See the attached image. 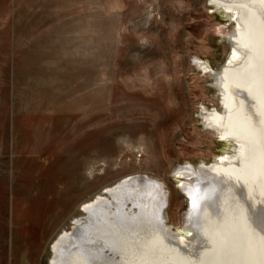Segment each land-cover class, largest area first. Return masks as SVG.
<instances>
[{"label":"rangeland","instance_id":"rangeland-1","mask_svg":"<svg viewBox=\"0 0 264 264\" xmlns=\"http://www.w3.org/2000/svg\"><path fill=\"white\" fill-rule=\"evenodd\" d=\"M6 2L0 13L12 7ZM211 3L48 0L43 8L71 15L72 35L80 27L87 36L86 82L59 92L49 82L42 91L39 76L30 84L12 75L8 38L0 51V264H51L53 242L85 216L83 205L134 175L163 184L168 224L185 229L191 202L177 169L210 164L229 147L200 118L204 107L224 109L214 75L194 58L219 70L237 29L233 12Z\"/></svg>","mask_w":264,"mask_h":264},{"label":"bare ground","instance_id":"bare-ground-1","mask_svg":"<svg viewBox=\"0 0 264 264\" xmlns=\"http://www.w3.org/2000/svg\"><path fill=\"white\" fill-rule=\"evenodd\" d=\"M211 4L232 11L237 29L219 70L194 58L224 106L200 118L229 147L210 164L177 169L191 202L185 229L168 224L159 180L130 176L83 205L85 216L53 242L51 264H264V0ZM231 137L253 144L248 158L227 155Z\"/></svg>","mask_w":264,"mask_h":264},{"label":"crops","instance_id":"crops-1","mask_svg":"<svg viewBox=\"0 0 264 264\" xmlns=\"http://www.w3.org/2000/svg\"><path fill=\"white\" fill-rule=\"evenodd\" d=\"M47 1L6 2L12 7L0 13V38L6 41L0 51L7 46L9 38V48L5 50L13 54L12 75L17 79L26 77L24 83L30 84L36 83L33 78L39 76L42 91L49 82L59 92L65 83L86 82L87 36H81L80 27L72 35L71 15L66 19L64 12L53 11L54 2L43 8ZM46 115L49 114L46 112Z\"/></svg>","mask_w":264,"mask_h":264},{"label":"water","instance_id":"water-1","mask_svg":"<svg viewBox=\"0 0 264 264\" xmlns=\"http://www.w3.org/2000/svg\"><path fill=\"white\" fill-rule=\"evenodd\" d=\"M211 2H212V0H211ZM218 11H219V13L224 17V19L225 20H227V16H226V13L224 12H222L221 11V9H218ZM223 11H225V10H223ZM228 18H230V17H228ZM233 19V18H232ZM230 20H231V18H230ZM228 57V56H227ZM227 60L228 59H226V61H225V63L227 62ZM224 107V106H223ZM229 141H228V143H229V145H230V149H228V151H227V155L228 156H241V154L243 155V154H246V158H248L249 156H248V153H249V151H251V149H252V145L253 144H251L250 142H249V140H246L245 138H239V137H231L230 139H228ZM222 143H223V145H226V147H227V142H223L222 141ZM254 147V146H253ZM246 152V153H245ZM238 158V157H237ZM187 197H188V195H187ZM185 213H186V211H185ZM263 221H264V219H263ZM263 249L264 248H261L260 249V251L262 252L263 251Z\"/></svg>","mask_w":264,"mask_h":264}]
</instances>
